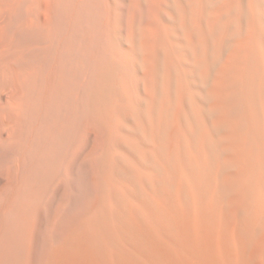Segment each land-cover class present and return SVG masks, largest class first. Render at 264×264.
<instances>
[{"label": "bare ground", "instance_id": "obj_1", "mask_svg": "<svg viewBox=\"0 0 264 264\" xmlns=\"http://www.w3.org/2000/svg\"><path fill=\"white\" fill-rule=\"evenodd\" d=\"M0 264H264V0H0Z\"/></svg>", "mask_w": 264, "mask_h": 264}]
</instances>
